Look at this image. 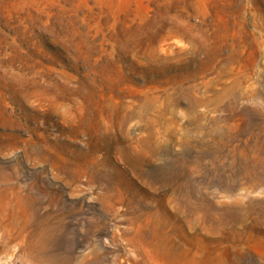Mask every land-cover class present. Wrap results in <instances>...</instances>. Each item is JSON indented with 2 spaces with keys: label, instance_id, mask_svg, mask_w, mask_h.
Wrapping results in <instances>:
<instances>
[{
  "label": "rangeland",
  "instance_id": "1",
  "mask_svg": "<svg viewBox=\"0 0 264 264\" xmlns=\"http://www.w3.org/2000/svg\"><path fill=\"white\" fill-rule=\"evenodd\" d=\"M0 264H264V0H0Z\"/></svg>",
  "mask_w": 264,
  "mask_h": 264
}]
</instances>
